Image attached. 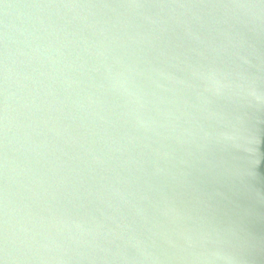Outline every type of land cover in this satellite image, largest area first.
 <instances>
[{
  "label": "water",
  "instance_id": "water-1",
  "mask_svg": "<svg viewBox=\"0 0 264 264\" xmlns=\"http://www.w3.org/2000/svg\"><path fill=\"white\" fill-rule=\"evenodd\" d=\"M2 264H264V0H0Z\"/></svg>",
  "mask_w": 264,
  "mask_h": 264
},
{
  "label": "clouds",
  "instance_id": "clouds-1",
  "mask_svg": "<svg viewBox=\"0 0 264 264\" xmlns=\"http://www.w3.org/2000/svg\"><path fill=\"white\" fill-rule=\"evenodd\" d=\"M0 264H2V262H0Z\"/></svg>",
  "mask_w": 264,
  "mask_h": 264
}]
</instances>
